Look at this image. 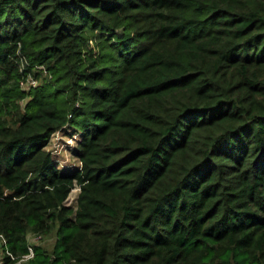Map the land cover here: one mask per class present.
Here are the masks:
<instances>
[{
    "label": "trees",
    "instance_id": "obj_1",
    "mask_svg": "<svg viewBox=\"0 0 264 264\" xmlns=\"http://www.w3.org/2000/svg\"><path fill=\"white\" fill-rule=\"evenodd\" d=\"M54 228L27 264H264V0H0V234Z\"/></svg>",
    "mask_w": 264,
    "mask_h": 264
},
{
    "label": "rangeland",
    "instance_id": "obj_2",
    "mask_svg": "<svg viewBox=\"0 0 264 264\" xmlns=\"http://www.w3.org/2000/svg\"><path fill=\"white\" fill-rule=\"evenodd\" d=\"M75 142L65 135L64 132H58L51 136L47 149L56 157L58 160L59 169H71L74 166H78L77 159L72 155L70 147L74 146ZM78 193L77 186L70 191L67 197V204L71 207L76 205V196ZM27 241L31 245H38L47 251H51L55 242V228L52 229L48 234L34 238L31 233L27 234ZM20 264H27L21 262Z\"/></svg>",
    "mask_w": 264,
    "mask_h": 264
},
{
    "label": "built area",
    "instance_id": "obj_3",
    "mask_svg": "<svg viewBox=\"0 0 264 264\" xmlns=\"http://www.w3.org/2000/svg\"><path fill=\"white\" fill-rule=\"evenodd\" d=\"M25 61L21 59L19 72L21 73L25 68H23V64ZM39 70H42L44 73V69L42 67H38ZM37 80L33 78L30 73H26L19 81V85L22 89L26 90L29 86H35L37 84ZM58 134V133H55ZM54 135V134H53ZM34 238H38L40 235L32 234ZM27 240V236H26ZM33 257V245L29 244L27 241V251L20 255L15 256L7 247L6 240L2 234H0V264H20L21 262L28 263V261Z\"/></svg>",
    "mask_w": 264,
    "mask_h": 264
}]
</instances>
